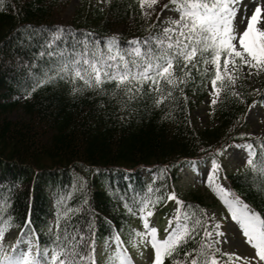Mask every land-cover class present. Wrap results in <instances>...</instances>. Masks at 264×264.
<instances>
[{
	"label": "trees",
	"instance_id": "1",
	"mask_svg": "<svg viewBox=\"0 0 264 264\" xmlns=\"http://www.w3.org/2000/svg\"><path fill=\"white\" fill-rule=\"evenodd\" d=\"M69 2L0 0V216L11 218L17 235L30 221L26 231L35 230L42 249L56 232L58 210L79 209L69 223L94 239L96 260V244L141 219L139 202L145 199L152 202L151 215L165 216L171 228L177 209L176 201L167 199L171 192L183 202L181 214L187 210L201 217L199 230L180 247L177 255L183 259V251L201 245L205 225L214 231L207 210L219 201L209 182L197 190L177 188L181 168L195 160L216 159L218 179L229 193L264 218V137L244 130L248 106L255 99L264 105V78L257 95L241 79L221 88L205 128L192 121L213 72L205 73V65L193 69L159 105L147 85L131 101L113 95V83L103 91L77 93L66 80L34 86L33 74L48 60L38 55L41 46L57 28L77 39L84 33L100 42L114 36L127 47L129 40H143L167 26L152 7L141 9L139 0H105L104 7L87 4L66 15ZM230 144H251L255 166L227 172L221 152ZM215 249L214 255L228 261ZM164 264H173V258Z\"/></svg>",
	"mask_w": 264,
	"mask_h": 264
},
{
	"label": "snow or ice",
	"instance_id": "2",
	"mask_svg": "<svg viewBox=\"0 0 264 264\" xmlns=\"http://www.w3.org/2000/svg\"><path fill=\"white\" fill-rule=\"evenodd\" d=\"M155 3L156 0H139L141 9L145 4L151 8ZM170 3L174 5L173 10L178 17L168 20L167 26L159 33L143 40H129L127 47H122L114 36L100 42L92 40L90 33H84L77 39L75 35L66 37L64 30L57 28L45 37L41 46L38 55L47 56L48 60L39 72L33 74V85L66 80L72 85V92L77 93L83 88L103 91L106 83H113V95L119 94L128 101L141 95L147 85V91L156 93L155 103L159 105L187 82L193 69L199 72L202 65L211 64L210 94L213 96L211 103L215 104V97L221 88L235 83L241 67L247 66L250 75L252 70H264V0H252L250 14L248 4L244 5V11L239 16V23L244 24L242 29L234 24L240 8L239 0H170ZM69 38L72 41L70 45ZM208 71L204 68L205 73ZM247 147L249 154L246 163L255 166L252 145L248 144ZM261 167H264V163ZM211 168H219L216 159H212ZM208 175L209 186L212 187V173ZM214 190L223 199L232 220L238 224L245 242L254 249L252 259L261 264L264 262V218L240 204L238 198L228 199L222 186ZM167 199L175 200L177 209L172 218L175 224L167 230L163 239L157 237V229L151 227L147 220L151 215L152 202L147 199L139 202L138 212L145 231L134 230L132 243L135 246L136 237L140 242L147 240L150 243L154 252L152 264H164L166 258H173V264H232L233 256L240 259L235 253H224L228 261H221L214 255L212 240L205 238L219 236L220 232L216 230L214 233L206 225L201 233V245L183 251V259H180L177 255L180 247L199 230L201 217L187 210L181 214L183 202L174 193L169 192ZM125 206L132 210L128 202H125ZM75 211L79 209L69 207L58 210L56 232L42 249L38 242L34 245L31 239L35 236V230L26 231L30 224L26 220L25 227L21 228L12 245L13 251L0 249V264H95L94 239H90V234L81 231L79 226L69 223ZM61 217L64 218L63 228L60 225ZM11 225L10 217L5 219L0 216V240H3ZM25 237L28 239L25 240ZM114 240L116 251L112 257L115 264H131L126 251L121 248L122 241L118 234ZM22 243L26 246L21 247Z\"/></svg>",
	"mask_w": 264,
	"mask_h": 264
},
{
	"label": "rangeland",
	"instance_id": "3",
	"mask_svg": "<svg viewBox=\"0 0 264 264\" xmlns=\"http://www.w3.org/2000/svg\"><path fill=\"white\" fill-rule=\"evenodd\" d=\"M164 1L165 0H156V3L152 5V9L158 13L160 19L164 22L177 18L178 13L173 10L174 5H165ZM239 3L240 8L237 10V17L234 20V24L238 29H242L244 24L239 23V16L244 11L245 4H248L250 14L252 0H239ZM87 4L91 7L98 5L104 7L105 0H70L65 8V14L69 15L78 8L83 9ZM205 66L209 70L213 68L211 64ZM263 78L264 70H252L250 75L247 66L241 67L236 77V79L243 80L254 95L258 94L260 83ZM210 89L211 83L209 82L204 89L205 96L194 105L192 121L197 128H205L209 126L210 122L213 120L211 106L218 102V96L215 97L216 103H211L213 96L210 94ZM244 123V130L249 135L264 137V105L258 102L257 99L248 106ZM248 154L249 149L245 144H233L227 146L221 153L223 168L227 172H236L242 169L246 164ZM209 172L212 173V180L214 181L213 188L222 186L228 199H236L228 193L226 184L218 179L217 169L213 170L211 168V162L195 160L182 167L180 170L181 178L178 181L177 188L179 191L190 188L197 190L200 184L203 185L206 182H209ZM144 176L149 177L147 173H144ZM218 197V205L214 208H209L207 214L210 219V225L215 228L213 232L215 233L216 230H219L220 235H213L210 239L223 254L235 253L236 256L240 257V259L237 260L236 257L233 256L232 264H257V261L252 259L254 256V249L245 242L238 224L232 220L231 214L223 199L219 195ZM240 204L244 205L242 202H240ZM247 209L250 210L248 207ZM147 220L151 227L157 229V237L159 239H163L166 236L167 230H170L165 216L157 217L156 215H150L147 217ZM134 230L138 232L145 231L142 219L134 218L131 220L130 224L124 229L122 234H120L119 237L122 241L121 248L126 251V255L130 258L131 264H152L154 252L147 240L140 242L139 237H136V243L135 246H133L132 234ZM17 237L16 229L10 227L3 240H0V249H2V251L12 252V245L15 243ZM32 240L35 245V239L32 238ZM20 246L25 247L26 245L22 243ZM33 250H35V247ZM96 251L97 263L109 264V262L112 261V264H115V258L112 257V253L116 251L114 238H108L99 242ZM0 254H2V252H0ZM261 264H264V262H261Z\"/></svg>",
	"mask_w": 264,
	"mask_h": 264
}]
</instances>
